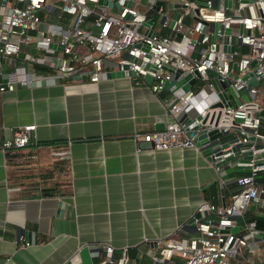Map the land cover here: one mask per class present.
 <instances>
[{
	"label": "crops",
	"instance_id": "crops-1",
	"mask_svg": "<svg viewBox=\"0 0 264 264\" xmlns=\"http://www.w3.org/2000/svg\"><path fill=\"white\" fill-rule=\"evenodd\" d=\"M172 96L124 74L1 91L0 143L19 125L35 127L26 146H0V264H109L103 250L91 254L100 242L126 246L125 264H162L156 240L192 234L202 199L221 203L206 147L154 149L139 137L173 119Z\"/></svg>",
	"mask_w": 264,
	"mask_h": 264
},
{
	"label": "built area",
	"instance_id": "built-area-1",
	"mask_svg": "<svg viewBox=\"0 0 264 264\" xmlns=\"http://www.w3.org/2000/svg\"><path fill=\"white\" fill-rule=\"evenodd\" d=\"M97 1L0 0V92L13 90L16 85L50 84L72 77L97 81L106 74L104 65H109L113 70H130V76L137 80L150 75L149 87L157 93L173 76L168 68H180L192 76L196 70L202 84L194 89L195 79L190 89L165 102L173 119L163 128L143 132L139 137L154 149L198 148L176 112L214 111V116L219 115L216 127L221 135L213 144L202 147L209 150L235 138L219 152L209 153L215 170L239 165L250 167V171L223 179L229 191L225 204L202 199L192 216L193 233L185 238L157 239L153 257L162 264H264V228L257 223V217L264 215V150L253 148L254 143H264L260 116L264 98L258 96L264 93L254 84L245 92L247 98L238 102L230 99V106H212L220 98L210 81L212 72L220 80L230 72L236 73L229 83L236 90L245 83L242 76L249 70L264 75V0H231L229 7L224 6V0H169L181 8L175 15L169 6L164 9V0L156 9V0H121L112 7ZM146 10L159 14L160 26L169 31L147 35L141 23L152 16L145 14ZM212 22L220 26L214 29ZM224 28H229L228 34ZM228 35L232 51L222 49ZM51 43L61 45L58 53ZM31 46L36 53L28 49ZM193 51L196 55L191 54ZM34 64L40 65L39 69ZM34 127L33 123L17 126L1 140V148L31 143ZM243 145L251 148L249 158L241 153ZM235 152L234 158L215 164L217 159ZM17 239L29 244L21 234ZM99 250H103L109 264L126 262V246L115 249L100 242L91 254L97 256Z\"/></svg>",
	"mask_w": 264,
	"mask_h": 264
},
{
	"label": "water",
	"instance_id": "water-1",
	"mask_svg": "<svg viewBox=\"0 0 264 264\" xmlns=\"http://www.w3.org/2000/svg\"><path fill=\"white\" fill-rule=\"evenodd\" d=\"M99 4H106L109 7H112L113 5L117 6L119 3H121V0H98L97 1ZM161 3L160 0H156L154 4V8L156 9L158 5ZM231 5V0H224V6L229 7ZM149 10L145 11V14H148ZM141 24L145 25V30L144 32L147 35H153L155 33V30L152 28L153 24V19L152 17H147L146 20H144ZM138 24L134 26L135 29L138 28ZM211 26L216 29L220 26L218 22H212ZM241 30V25L240 28ZM225 33H229V28H224ZM256 32V31H254ZM226 43L223 44L222 49L225 51H232L233 49V44L230 43V37L229 35L226 38ZM52 47L56 48H61L60 44H55L51 43L50 44ZM192 55H196V51L191 52ZM144 66H150L151 68H154L153 65L147 63V62H142ZM254 64V60L250 62V65L252 66ZM236 68V62H232V69L234 70ZM172 73L173 76L171 79L166 80L162 87L161 90L168 89L171 91L173 96H179L183 92L187 91L190 89L191 84L195 81V79H200L201 75L194 70L195 76H192L190 72H187L185 70H182L180 68H168ZM130 75L131 71L128 69H116L112 70L110 72H106V75ZM212 76L210 77V81L213 83L214 89L217 91V95L220 98V102L213 104L212 106H215L217 104L223 103L225 106H230L232 104L229 95H231L234 98L235 102L239 101V98L237 95H242L245 93L248 89L249 86L257 84L261 87V91L264 93V75H259L255 74L254 70L251 69L248 72H246L243 76L242 79H245V83L242 84L240 87L236 88V90H233V88L229 85L231 82V78L236 77V73L230 72L228 74V77L224 78L223 80H220L218 78V75H215V73L212 72ZM5 79V75H3ZM145 80L150 82L152 80V77L150 75H145L144 76ZM229 93V94H228ZM260 113H264V109L260 110ZM176 115H179L178 120L181 124H183L186 133L190 136H193V139L195 141L196 146L202 147L205 145H211L214 143V140L221 135V132L218 130L216 127L217 122H218V113L214 116V111L209 112V110H202L199 113H195L192 110L189 111H183L181 112L178 111L176 112ZM211 124V127L208 128V125ZM235 138H229L221 143V146H215L210 148L205 152L207 157L209 159V153L211 152H219L220 147L228 145L231 141H233ZM250 139L253 140L254 137L250 136ZM253 148L256 150H264V143H254ZM233 150L236 151V146H233ZM241 153L243 157L249 158L250 153H251V148L249 145H243L240 147ZM237 152L235 154H231L227 157L217 159L215 161L216 165L222 164L227 160H230L235 157ZM250 171V167L248 166H239V165H234V166H225L221 170L217 172L219 178H218V184H219V191H220V201L221 204H225V195H224V189H223V182L222 180L231 177L235 173L238 172H248ZM264 177V173L262 174ZM64 206V202L61 200H58L57 202V212L61 213L62 209ZM198 215V214H196Z\"/></svg>",
	"mask_w": 264,
	"mask_h": 264
},
{
	"label": "trees",
	"instance_id": "trees-1",
	"mask_svg": "<svg viewBox=\"0 0 264 264\" xmlns=\"http://www.w3.org/2000/svg\"><path fill=\"white\" fill-rule=\"evenodd\" d=\"M149 14L154 17V14H156L155 12L153 11H150ZM242 50L245 49V48H241ZM40 67V65H37ZM203 82V80L201 79H198L195 81V83L193 84V88L196 89L199 85H201ZM26 146V145H25ZM23 147V146H22ZM15 148H20V147H11V148H7L6 151L8 150H12V149H15ZM224 195H225V199H228V196H229V191L227 190V188L225 189V186H224ZM257 220H258V226L264 228V215H260L257 217Z\"/></svg>",
	"mask_w": 264,
	"mask_h": 264
},
{
	"label": "rangeland",
	"instance_id": "rangeland-1",
	"mask_svg": "<svg viewBox=\"0 0 264 264\" xmlns=\"http://www.w3.org/2000/svg\"><path fill=\"white\" fill-rule=\"evenodd\" d=\"M139 1H144V0H139ZM166 1L167 0H164V3H163V5H164V9H167V3H166ZM138 8L140 9V10H142L143 8V6H142V3H139L138 5ZM154 19H155V24H154V26L156 27L157 26V24H158V22H159V19H160V15L159 14H154ZM58 53V52H57ZM258 96L261 98V99H263L264 98V96L262 95V94H260V93H258ZM248 97V95H247V93H243L242 95H241V98L242 99H244V98H247ZM227 188V186H225V189ZM227 190H228V188H227Z\"/></svg>",
	"mask_w": 264,
	"mask_h": 264
}]
</instances>
